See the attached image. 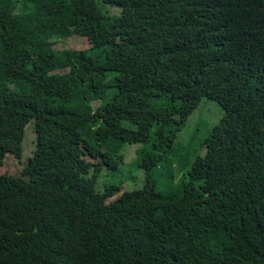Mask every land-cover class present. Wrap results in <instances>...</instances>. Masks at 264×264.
Wrapping results in <instances>:
<instances>
[{
	"label": "trees",
	"instance_id": "trees-1",
	"mask_svg": "<svg viewBox=\"0 0 264 264\" xmlns=\"http://www.w3.org/2000/svg\"><path fill=\"white\" fill-rule=\"evenodd\" d=\"M202 99L223 117L186 169ZM125 145L144 183L97 187ZM7 156L0 264H264V0H0Z\"/></svg>",
	"mask_w": 264,
	"mask_h": 264
},
{
	"label": "rangeland",
	"instance_id": "rangeland-1",
	"mask_svg": "<svg viewBox=\"0 0 264 264\" xmlns=\"http://www.w3.org/2000/svg\"><path fill=\"white\" fill-rule=\"evenodd\" d=\"M85 1V0H84ZM89 1V0H88ZM87 2V1H86ZM96 12H99L98 7L90 5ZM112 14H117L119 11L116 8H109ZM55 40H59L56 37ZM90 47V41L81 36H75L70 39H64L57 43L55 50L66 49H84ZM165 101V99H164ZM156 105H163L162 101H156ZM93 108L99 105V102L91 103ZM223 117L221 107L214 101L202 99L198 107L192 112L190 117L186 120L183 127L176 138V146L178 148V155L176 160L180 161L185 168L188 169L197 155H199L200 144L205 140L210 130L220 121ZM33 132H28L27 138L24 142V157L23 161H27L28 157L32 156L34 150L33 146ZM139 145H125L121 151L123 155L122 164L119 166L117 175H111V172H105L97 187H102L103 184L115 185L122 178H127L122 183L120 190H132L142 186L144 178L135 163V151ZM23 165L12 156H7L5 164L0 171V174L8 173L20 175ZM110 173V174H109ZM108 176H107V175ZM159 191L165 193L166 185L164 183L158 185ZM119 197L116 195L108 200V203L113 202Z\"/></svg>",
	"mask_w": 264,
	"mask_h": 264
}]
</instances>
